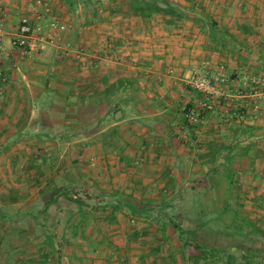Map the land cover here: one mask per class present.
<instances>
[{"label": "rangeland", "instance_id": "obj_1", "mask_svg": "<svg viewBox=\"0 0 264 264\" xmlns=\"http://www.w3.org/2000/svg\"><path fill=\"white\" fill-rule=\"evenodd\" d=\"M31 1L0 0V264H190L198 252L171 226L161 229L160 208L198 243L224 249L232 263L246 264V255L264 264V139L261 131L239 136L235 128L264 126V104H252L247 114L239 102L253 91L264 98L257 53L264 37L238 42L225 31L245 48L227 53L241 68L204 61L179 72L167 67L179 90L160 95L150 72L139 75L142 64L122 48L140 42L139 28L150 32L167 25L164 19L112 13L115 0H79L72 12L62 0H44L66 30L55 46L23 55L9 41ZM186 1V14L215 22L216 0ZM92 8L99 9L96 18ZM118 16L135 17L130 38L114 31ZM185 21L219 52L206 30ZM23 63L34 66L29 97L6 101L16 74L5 68ZM193 76L210 79L220 94L205 98L190 86ZM227 144L236 147L218 150ZM126 200L152 215L131 213ZM225 253L221 262L198 264H226Z\"/></svg>", "mask_w": 264, "mask_h": 264}, {"label": "crops", "instance_id": "obj_2", "mask_svg": "<svg viewBox=\"0 0 264 264\" xmlns=\"http://www.w3.org/2000/svg\"><path fill=\"white\" fill-rule=\"evenodd\" d=\"M19 1L24 3L26 0ZM175 1L180 4L184 11L187 1ZM216 2L219 4H216L215 12L218 13V16L215 17V22L221 31H228L232 33L233 37L238 39V42L245 39H260L264 37V0H216ZM7 9H10L13 14L17 12L7 7L4 8L5 12ZM255 13H257L258 16H255ZM12 17L16 18V15H9L8 21L12 22ZM260 17L263 19L261 20ZM259 18L260 21H258ZM118 19H120L119 24L116 26L117 30L114 29V31L118 32V35H122V37L125 39L130 38L131 34L133 35V32H131L133 26L130 21L131 19L135 20V17L122 18L118 16L112 20L118 21ZM258 22L262 23V26H256L259 25ZM230 26L233 28L230 29ZM242 32H245L246 34ZM136 33L137 35L139 34V36L135 37V39H139L140 42H135L134 46H125L122 49H127L128 52L125 54H131L132 57H135V59L139 60V63L142 64V71L139 73V75H145L150 72V74H148V79L149 76L152 77L154 81H156V85L160 86L158 90L160 95H164V93L170 94L173 87L176 88V90H179L177 87L179 79H177V77H169L164 74V71L167 69V67L173 68L176 72H179L186 67L188 68L191 65L199 64L202 61L206 62L210 66L219 64L232 71L243 66L241 61L232 59L225 51L214 52L210 50L205 37L200 35V33L185 20L175 21L172 24L167 25H159L156 29H153L150 32H143L139 28ZM262 42V48L257 52L259 54H264V41ZM252 46L255 47L254 44ZM242 47L243 45L241 44H238V46L236 45L235 51L238 52V54H243V50L245 48L243 49ZM246 49L250 50L252 47L249 46L246 47ZM252 50H254V48ZM128 58H130V56ZM26 67L29 66L23 63L19 64L18 66L10 64L7 68H5L8 70V72L12 70V72L16 74V76H12L10 82H8L7 91H9V93H7L8 96L6 101L9 100L12 102L15 99L19 100L23 96L29 97V92L31 90L30 83L33 85V77L35 73L32 72L34 66L30 67L31 70ZM256 67H258V65H256ZM19 77H21L23 81ZM14 78L16 80H12ZM154 81L152 82L153 85H155ZM28 89L29 92L27 91ZM180 91H182L181 96H184L182 88ZM160 95L159 98L156 99H160V97H162ZM175 95L177 94L175 93ZM236 98L241 99V96H237ZM245 98H248V100H240L239 102L240 106L247 114L250 113L248 109L252 104H264V98L262 97V94H259L257 91L250 92V95H246ZM22 99L24 100L25 98ZM189 99L190 98H188L186 101L187 105L190 102ZM31 100L33 101L32 98ZM3 108L4 106L2 109ZM7 109L4 111L7 112ZM18 109L15 110V108L12 106L10 108L11 111L15 110L16 112ZM22 115L25 116V113ZM260 123L264 124V116L262 117ZM55 198L56 196H53L51 201H54ZM262 228L264 229V222L262 223ZM71 259L79 260L76 258V256L72 257ZM93 264H96V262L94 261Z\"/></svg>", "mask_w": 264, "mask_h": 264}, {"label": "trees", "instance_id": "obj_3", "mask_svg": "<svg viewBox=\"0 0 264 264\" xmlns=\"http://www.w3.org/2000/svg\"><path fill=\"white\" fill-rule=\"evenodd\" d=\"M85 1L86 5H89L92 0H80ZM117 2V5L114 6V8H110V11L112 13H122L123 15H134L139 16L141 18H148L152 16H159L166 24H170L174 20H189L193 22L194 24L199 25V28L203 31H207L208 37L210 40L214 43L215 46L214 49L216 51H225L228 54H235L236 52V44L234 42H230L226 39V35L224 32H222L218 26L217 23L214 22L211 18L207 16V14H203V16L195 15V16H189L186 14L183 9L172 0H115ZM62 2L66 5L68 11H73L76 4L79 2V0H62ZM98 8H92V16H95V18L98 15ZM102 10V9H101ZM261 59L263 58V62H261L263 65L260 64V70L264 71V54H260ZM238 132L236 135H249L252 136L253 132L251 131H261L262 135L261 137L264 139V126L258 127V126H251L247 124H239L235 127ZM236 146H232L231 144H227L224 146H220L218 148L219 151L225 150L230 152L233 150ZM251 147V146H249ZM248 146L245 147V151L248 152L249 149ZM77 204H81L79 200H76ZM124 206L128 208V210L131 213H137L141 216H149L152 215L153 211L147 209L145 206H140V208H137L135 206V203L130 202L129 200H126L124 202ZM161 212H157L158 215V221L161 225V229L165 230L166 227L171 226V228L175 231L178 238L183 242V245H191L193 246L196 251L198 252V255L191 256L192 262L190 264H198L201 260H207L208 258H211L216 261H222L223 259V252L225 253L224 249H217L214 250L210 246H207L205 244H200L196 241V237L193 232L190 230H187L180 226L179 224L175 223L172 218H165L164 210L160 208ZM261 250H264L263 247H261ZM222 252V253H221ZM227 261H224L226 264H234L232 263V256L230 254L225 253L224 254ZM251 257L242 255V260L245 261L246 264H251ZM232 261V262H231Z\"/></svg>", "mask_w": 264, "mask_h": 264}, {"label": "built area", "instance_id": "obj_4", "mask_svg": "<svg viewBox=\"0 0 264 264\" xmlns=\"http://www.w3.org/2000/svg\"><path fill=\"white\" fill-rule=\"evenodd\" d=\"M28 14L22 16L12 33L9 41L13 50H19L23 55L37 53L46 46H55L59 43L58 36L66 30L65 24L52 16L48 3L44 0H32L27 5ZM4 19L0 17V53H3ZM69 46L68 42H62ZM224 82V78H216ZM190 86L200 92L205 98L220 94V88L206 77L193 76ZM207 108H211L207 105ZM193 112L191 111L192 115Z\"/></svg>", "mask_w": 264, "mask_h": 264}, {"label": "water", "instance_id": "obj_5", "mask_svg": "<svg viewBox=\"0 0 264 264\" xmlns=\"http://www.w3.org/2000/svg\"><path fill=\"white\" fill-rule=\"evenodd\" d=\"M119 113H117V115H118Z\"/></svg>", "mask_w": 264, "mask_h": 264}]
</instances>
